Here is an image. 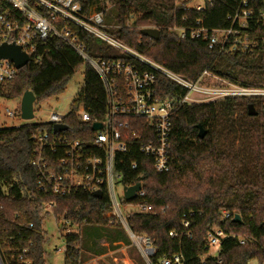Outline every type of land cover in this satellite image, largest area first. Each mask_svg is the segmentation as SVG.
Masks as SVG:
<instances>
[{"label": "trees", "instance_id": "trees-1", "mask_svg": "<svg viewBox=\"0 0 264 264\" xmlns=\"http://www.w3.org/2000/svg\"><path fill=\"white\" fill-rule=\"evenodd\" d=\"M237 0H219L204 15L185 12L182 0H103L104 21L112 28L107 33L120 43L153 63L196 82L210 72L226 82L245 87H264V29L250 26L248 34L261 38L255 49L233 56L209 49L201 41L181 39L172 29L185 30L191 20L202 18L207 28L227 26L225 16ZM84 12L100 11L97 0H76ZM185 17L189 22H185ZM159 31L157 39L139 35L142 29ZM87 56L96 59L129 61L143 69L137 61L103 53L104 44L83 31L71 28ZM251 36V35H250ZM110 48V47H108ZM111 49V48H110ZM39 64L29 62L16 78L0 86V97L19 99L29 91L39 105L61 95L84 65V86L72 103V110L82 105L91 117L103 113L104 91L98 76L66 44L50 40L37 44ZM158 98L174 100L185 90L164 77L156 76ZM252 105L256 116H248ZM66 124L70 132L82 128L74 115ZM170 157L168 172L143 171L145 199L123 206L145 202L156 214H130L129 230L143 234L156 249V259L181 254L185 264H264V99L233 98L195 106L175 105L171 114ZM205 135L198 138L197 126ZM37 125L0 129V264H46L47 239L43 223L52 215L64 238V264H81L79 236L67 233L69 227L115 226L107 217L110 201L103 191L95 198L84 191L66 197H55L39 189L35 171L29 162L33 152L31 134ZM87 134L90 129L87 127ZM52 205L46 209L47 205ZM238 215L222 219L221 213ZM183 221L189 222L191 239L184 236ZM219 228L226 234L250 239L240 246L235 239L223 240L217 257L206 258V233ZM176 238H169V233Z\"/></svg>", "mask_w": 264, "mask_h": 264}, {"label": "built area", "instance_id": "built-area-1", "mask_svg": "<svg viewBox=\"0 0 264 264\" xmlns=\"http://www.w3.org/2000/svg\"><path fill=\"white\" fill-rule=\"evenodd\" d=\"M97 1L102 10L84 12L76 0H0V45L19 47L28 56V63L37 65L41 61V56L36 55L37 44L62 41L95 72L105 96L104 110L99 118L91 117L79 105L77 110L71 108L64 116L52 113L47 123L36 124L40 129L31 134L30 168L36 172L39 189L45 194L66 197L76 191L90 194L104 191L111 206L107 217H113L125 230L143 264H185L181 254L153 261L156 249L150 239L132 233L126 219L133 213L155 215L156 211L141 202L134 206L136 210L124 215L122 207L125 206L121 204L124 189L139 185L134 199H145L143 171L150 169L162 174L170 169L171 114L175 105L190 107L233 98L264 99V87L233 85L210 72H204L196 82L184 80L110 36L107 30L112 27L104 21L107 8L103 0ZM183 1L185 12L204 15L219 0H203L202 4L194 6L190 4L192 0ZM185 22H189L186 17ZM225 22L224 28H207L199 18L191 20L185 30L172 31L181 39L204 42L209 49H218L227 56L250 53L261 38L250 36L247 31L251 25L264 29V0H237L226 14ZM71 28L83 31L149 70L129 61L87 56L85 47L77 42ZM18 71L9 60H0V86L12 82ZM157 75L185 90V94L174 100L159 99ZM7 115L12 117L13 113L7 112ZM71 115L82 127L77 132H70L66 124ZM95 124L100 128L93 130ZM53 126H66V130L54 132ZM87 127L90 134H87ZM118 190L121 197L117 195ZM50 207L49 204L46 209ZM221 216L222 219L234 218L226 212ZM183 227L185 238L190 240L189 222L183 221ZM168 236L177 237L172 232ZM225 239H235L240 246L250 241L246 236L212 228L206 233V253L201 261L217 257Z\"/></svg>", "mask_w": 264, "mask_h": 264}, {"label": "rangeland", "instance_id": "rangeland-1", "mask_svg": "<svg viewBox=\"0 0 264 264\" xmlns=\"http://www.w3.org/2000/svg\"><path fill=\"white\" fill-rule=\"evenodd\" d=\"M202 3L203 0H192L190 2L191 6ZM98 7L102 6L99 5ZM97 47L103 53L118 55L117 51L108 48L105 44H99ZM84 70L83 65L76 71L61 95L39 105H33L34 114L33 119L30 121H23L20 118L21 98L8 100L0 97V129L47 123L52 113L60 116L68 114L72 103L83 89ZM7 112L13 113V116L9 117ZM117 195L121 197L119 190ZM134 210L136 208L133 205L122 207L124 215ZM43 230L47 239L45 244L46 264H64V238L52 215L46 217ZM67 230L68 234L77 235L80 238L78 248L81 264H143L140 255L131 245L121 225L115 223V226L106 227L79 226L69 227Z\"/></svg>", "mask_w": 264, "mask_h": 264}, {"label": "water", "instance_id": "water-1", "mask_svg": "<svg viewBox=\"0 0 264 264\" xmlns=\"http://www.w3.org/2000/svg\"><path fill=\"white\" fill-rule=\"evenodd\" d=\"M139 35L142 37L155 40L159 36V31L151 28L142 29L139 31ZM0 60H9L14 64V67L17 70H20L26 65H28V56L24 52H22L19 47L15 45H5V44L0 45ZM35 102H36L35 96L29 91L23 93V95L21 96L20 118L23 121H30L33 119V105L35 104ZM247 109H248L247 112L248 116L250 117L256 116V112L252 105H249ZM99 128H100L99 124H95L93 126V130H97ZM197 129H198V138L203 139L205 135L204 130L199 125L197 126ZM64 130H66V126H53L54 132L64 131ZM139 190H140L139 185L124 189L123 201L125 203H131L132 201H134L135 193L138 192ZM92 195L95 198H99L101 197L102 194L100 191H98L93 193ZM233 221L236 223H240L241 219L238 215H235Z\"/></svg>", "mask_w": 264, "mask_h": 264}]
</instances>
